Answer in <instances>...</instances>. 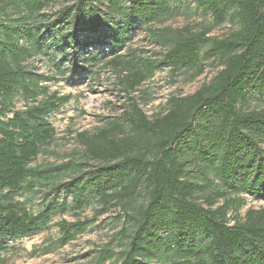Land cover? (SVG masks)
Segmentation results:
<instances>
[{"label":"trees","instance_id":"obj_1","mask_svg":"<svg viewBox=\"0 0 264 264\" xmlns=\"http://www.w3.org/2000/svg\"><path fill=\"white\" fill-rule=\"evenodd\" d=\"M55 1L0 0V258L10 242L49 230L51 215L66 206L48 200L33 214L15 201L18 191L48 178L32 163L54 139L51 114L69 100L50 93L33 61L60 55L74 64L83 49L93 48L95 59L106 46L112 54L142 24L177 14L171 0H74L52 17L45 12ZM186 1L215 26L230 22L235 29L222 39L167 29L156 37L166 47L161 59L125 82L134 90L159 65L202 74L204 58L221 60L223 69L194 94L170 98L168 111L153 121L134 107L132 127L148 137L149 151L130 152L108 131L81 133L88 155L101 164L75 167L70 181L50 190L66 193L75 210L91 202L101 208L97 215L124 210L122 237L129 242L121 264H264V209L239 214L241 195L264 199V108L251 107L264 103V0ZM19 98L23 111L16 110ZM82 225L58 223L70 241ZM114 256L105 249L99 263Z\"/></svg>","mask_w":264,"mask_h":264},{"label":"rangeland","instance_id":"obj_2","mask_svg":"<svg viewBox=\"0 0 264 264\" xmlns=\"http://www.w3.org/2000/svg\"><path fill=\"white\" fill-rule=\"evenodd\" d=\"M73 3L74 0H56L45 13L54 17L57 11ZM171 4L177 9V14L156 23L142 24L131 33L128 45L112 54L111 46H106V53L102 52L100 56L95 54V59L93 55L89 56L93 48H89V51L83 49L75 55L77 63L74 64L60 55L40 57L33 61L37 73L44 75L43 85L50 93H57L58 97L69 100L51 114L49 121L55 129L54 139L32 163V167L45 170L48 178L37 181L33 190L18 191L15 201L23 203L33 214L39 213L48 200L64 201L66 206L63 212L51 215L52 226L49 230L10 242L8 251L1 255L0 264H100L99 257L105 249L113 251L115 256L104 264H121L118 259L129 242L122 237L126 219L124 210L113 206L106 214L97 215L101 208L96 202H91L82 210H75L66 193H53L50 189L54 183L70 181L77 166L87 171L101 164L88 155L81 133L94 135L108 131L109 139L127 146L130 152L149 151L151 145L148 137L141 136L132 127L134 107L153 121L168 111L170 98L194 94L223 69L221 60L207 58L203 59L202 74L195 69L172 71L159 65L154 74L136 89L128 87L126 77H131L137 71L147 72L146 63L161 59L165 53L166 47L156 38L165 30L188 29L192 33L209 31L208 36L222 39L235 29L230 22L215 26L212 17L197 9L194 1L171 0ZM108 35L104 33L103 38L109 41ZM119 56L118 64L111 63ZM15 106L16 110L23 111L26 102L19 98ZM251 107L263 109L264 103L256 101ZM260 146L264 149V143ZM240 197L245 201L239 210L241 217L250 209H264V199L250 194ZM88 199L93 201V196L90 195ZM222 204L223 200L218 206ZM228 217H235L234 210ZM63 221H81L83 233L78 234L75 240L66 239L58 226Z\"/></svg>","mask_w":264,"mask_h":264}]
</instances>
